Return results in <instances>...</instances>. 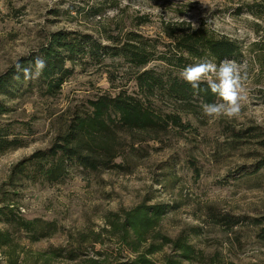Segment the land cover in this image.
Wrapping results in <instances>:
<instances>
[{
    "label": "rangeland",
    "instance_id": "1",
    "mask_svg": "<svg viewBox=\"0 0 264 264\" xmlns=\"http://www.w3.org/2000/svg\"><path fill=\"white\" fill-rule=\"evenodd\" d=\"M256 4L264 6V0H0V74L36 51L51 32H79L106 43L105 36L122 38L129 31L162 38L164 25L183 21L190 25L202 21L217 36L237 41L243 47L241 65L247 74L246 99L238 118L209 119L201 109L190 111L184 118L199 135L189 141L164 138L168 144L164 148L158 142L145 143L147 153L144 158H132L127 174L96 175L70 168L60 185L26 187L15 203L20 213L29 219L54 221L59 230L35 243L24 232L15 233L20 264H79L95 259V251L114 246L102 231L107 228L105 216L120 208L130 209L147 198L152 199L151 204L175 207L160 225L169 237L175 238L187 227L201 228V235L192 237L191 242L203 251V264H211L213 257L218 264H264V242L257 237L258 229L241 225L226 231L208 217L210 212L264 217V170L235 175L240 168L250 171L264 157L262 139L233 143L230 137L232 130L255 128L264 132V11L260 17L250 14ZM135 75L136 71L122 60L105 58L99 65L76 68L75 75L53 98L34 91L15 101L14 111L3 120L28 124L33 132L27 135L20 130L23 146L0 155V189L11 167L36 150L47 148L57 132L64 130L74 110L98 94L131 88ZM157 103L166 112L179 108L168 100ZM82 232L102 234L105 245L87 247L74 263L62 258L45 263L43 252L67 246L71 236Z\"/></svg>",
    "mask_w": 264,
    "mask_h": 264
},
{
    "label": "trees",
    "instance_id": "2",
    "mask_svg": "<svg viewBox=\"0 0 264 264\" xmlns=\"http://www.w3.org/2000/svg\"><path fill=\"white\" fill-rule=\"evenodd\" d=\"M253 7L249 13L262 16L264 6ZM197 26L193 29L184 21L169 23L163 27L162 38L129 31L122 38L105 36L106 43L89 34L58 30L46 34L36 51L19 58L0 74L2 155L23 146L20 130L32 135L28 124L3 120L14 111L15 101L24 95L35 91L40 96L53 98L75 75L76 68L99 65L105 58L122 60L136 71L131 88L117 90L114 94H98L87 100L83 108L71 113L64 130L57 132L47 148L36 150L11 167L0 189V264H20L14 246L15 233L24 232L27 239L35 243L53 237L59 230L54 221L29 219L20 213L15 203L26 187L60 185L68 177L70 168L96 175L127 174L132 158H144L148 142H158L164 148L168 146L164 138L189 141L199 135L197 128L184 117L190 111L201 109L202 103L216 101L217 97L207 90L206 84H201V91L194 95L191 86L180 78V70L203 59L217 64L228 59L241 65L244 55L237 41L217 36L202 21ZM38 56L46 61V67L38 79L26 80L16 65L33 66ZM151 64L157 65L156 68H147ZM159 99L178 104V110H161ZM230 135L233 143H241L245 138H261L264 147V132L255 128L232 130ZM253 166L250 171L240 168L235 175L258 174L264 170V157ZM151 201L147 198L130 209L120 208L108 213L104 218L107 228L102 231L109 235L114 246L95 251V259H84L79 264H203V251L191 242L192 237L201 235V228L198 225L187 227L175 238L169 237L160 230V225L175 207L151 204ZM208 217L213 225L226 231L241 225L256 228L258 239L264 242V217H235L212 212ZM70 240L65 247L43 252L45 263L59 258L74 263L87 247L105 245L102 234L94 232H82L71 236ZM216 258L210 263L218 264Z\"/></svg>",
    "mask_w": 264,
    "mask_h": 264
},
{
    "label": "clouds",
    "instance_id": "3",
    "mask_svg": "<svg viewBox=\"0 0 264 264\" xmlns=\"http://www.w3.org/2000/svg\"><path fill=\"white\" fill-rule=\"evenodd\" d=\"M198 26L192 23V28ZM46 67V61L39 56L33 66L24 68L17 63V71H23L26 80L38 79ZM180 78L188 83L197 95L201 91V84L207 85V90L217 97L211 103H202L204 116L209 119L238 118L241 114L242 101L246 99L245 86L247 74L242 65L225 59L219 64L211 59L198 60L180 70Z\"/></svg>",
    "mask_w": 264,
    "mask_h": 264
}]
</instances>
